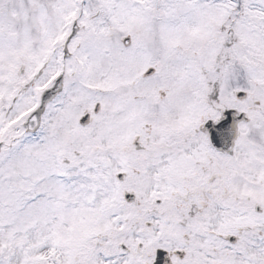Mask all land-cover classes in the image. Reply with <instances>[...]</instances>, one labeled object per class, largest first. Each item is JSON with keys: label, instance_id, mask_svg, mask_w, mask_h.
<instances>
[{"label": "snow or ice", "instance_id": "obj_1", "mask_svg": "<svg viewBox=\"0 0 264 264\" xmlns=\"http://www.w3.org/2000/svg\"><path fill=\"white\" fill-rule=\"evenodd\" d=\"M0 264H264V0H0Z\"/></svg>", "mask_w": 264, "mask_h": 264}]
</instances>
